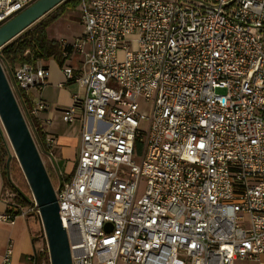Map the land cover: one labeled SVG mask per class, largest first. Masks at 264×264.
Wrapping results in <instances>:
<instances>
[{
  "label": "built area",
  "instance_id": "2783aa9c",
  "mask_svg": "<svg viewBox=\"0 0 264 264\" xmlns=\"http://www.w3.org/2000/svg\"><path fill=\"white\" fill-rule=\"evenodd\" d=\"M33 1L0 0V25ZM77 7L80 33L58 40L64 61L79 56L60 67L66 83L83 89L59 108L62 121L81 123L68 175L43 129L48 106L31 93L46 84L47 67L22 62L8 79L18 103L21 91L30 104L21 108L28 127L30 118L41 127L72 264L258 259L264 0H79ZM32 211L33 198L21 213ZM11 254L8 241L0 264H11Z\"/></svg>",
  "mask_w": 264,
  "mask_h": 264
},
{
  "label": "water",
  "instance_id": "95a60500",
  "mask_svg": "<svg viewBox=\"0 0 264 264\" xmlns=\"http://www.w3.org/2000/svg\"><path fill=\"white\" fill-rule=\"evenodd\" d=\"M62 0H35L0 25V47ZM0 124L37 206L49 264H72L49 174L0 62ZM108 230L111 224L106 225Z\"/></svg>",
  "mask_w": 264,
  "mask_h": 264
},
{
  "label": "crops",
  "instance_id": "0c3cea01",
  "mask_svg": "<svg viewBox=\"0 0 264 264\" xmlns=\"http://www.w3.org/2000/svg\"><path fill=\"white\" fill-rule=\"evenodd\" d=\"M61 22V17H59L47 27L49 37L71 40L80 33L81 30L79 33L73 34L70 37L59 35L58 26L62 24ZM78 59L79 56H75L69 61H64L63 64H74ZM42 63L47 67L46 84L39 92L32 90L31 93L32 95H39L48 106L47 111L42 113L41 117L45 118L49 116L51 117V121L43 125V129L54 135L55 165L58 170H62L68 175L72 171L71 161L77 157L80 134L76 137H71L67 133L61 132L60 125L58 124V121L61 119L59 108L71 103L73 93L78 92L83 94V89L74 82L66 83L60 66L54 60H42ZM79 124L81 130V123ZM6 192H10L11 196H7ZM13 195V191L5 185L0 172V215L8 211L10 205H13ZM32 237L30 216L20 213L15 215L12 221H6L0 218V261L6 243L11 241V264H32L29 256L33 254L34 248L36 247ZM238 264H264V252L256 260H245Z\"/></svg>",
  "mask_w": 264,
  "mask_h": 264
},
{
  "label": "trees",
  "instance_id": "16d2710c",
  "mask_svg": "<svg viewBox=\"0 0 264 264\" xmlns=\"http://www.w3.org/2000/svg\"><path fill=\"white\" fill-rule=\"evenodd\" d=\"M78 3L79 0H62L0 47V62L7 69L10 78L12 77L15 66L22 62L34 63L36 60L46 61L52 59L58 64V66H62L65 59L62 56V48L56 38L48 36L47 27L66 10L75 8ZM56 8H58V10L54 14L45 17L50 11ZM19 93L21 94V101L19 103L24 110H27L30 104L21 91ZM29 120L30 124L34 127V133L37 139L40 141L41 145H43V134L38 121L34 118H30ZM0 156V172L3 176L4 183L14 193L13 205L8 207V211L13 215H17L21 213L22 208L32 205V196L26 183L20 182V184H17L11 178V172H13L16 167V159L11 155L1 129ZM26 215L30 216L31 212H28ZM32 240L35 242L34 237H32ZM33 252V259L31 260L32 264H40L39 258L41 256L44 259L45 264H49L45 244H43L40 252L35 248Z\"/></svg>",
  "mask_w": 264,
  "mask_h": 264
},
{
  "label": "rangeland",
  "instance_id": "374dc122",
  "mask_svg": "<svg viewBox=\"0 0 264 264\" xmlns=\"http://www.w3.org/2000/svg\"><path fill=\"white\" fill-rule=\"evenodd\" d=\"M57 10H58V8L50 11L45 17H49V15L54 14ZM60 17H61V21H62L61 23L62 24H60L58 26L59 35L65 36V37H70L73 34L79 33V31L81 30V22H80V16H79V9H78L77 6L75 8H73V9L66 10ZM252 31H254V28L252 29ZM54 32H57V31H54ZM59 39H61V38H59ZM59 39H57V40H59ZM122 55H123L122 51H119L118 52V58H121ZM2 67H3L4 71H5V74H6L7 78L11 79L7 69L4 67L3 64H2ZM14 94H15V92H14ZM20 108H22V107L20 106ZM22 110H23V108H22ZM26 120H27V118H26ZM28 123H29V121H28ZM79 123H80L79 119H76L75 122H73V123H66V122H63L61 119H60V121H58V124L60 125L61 132H65L71 137H76V136H78L80 134V124ZM29 128H30V132L32 134V137H33V139L35 141V144H36V146L38 148V151L40 152V156L42 157V160H44L45 167H46V170H47V172H48V174L50 176V179H51L53 185H56L57 184L56 178L54 177V175L52 174V170L48 166V161L45 158V155L43 154V147H42L40 141L37 139V137H36V135L34 133L33 128L31 127V125H29ZM0 129H1L2 133H3V136L5 137V140L7 142V145H8L10 153L12 154L13 157H15L14 156L15 154L13 153V151L11 149V146L9 145V142L7 140V137H6L5 133H4V130H3L2 126H1V124H0ZM75 161H76V158L73 161H71V168L72 169H73L72 166L75 164ZM15 165H16L15 170L13 172H11V178L17 184H20V182L26 183L27 188L29 189L26 180H24L25 179L24 175H23V173H22V171H21V169L19 167V164H18L17 160H16V164ZM29 192H30V190H29ZM30 194H31V192H30ZM30 221L32 223V235H33V237L35 239V244H36L35 248H36V250L38 252H40L42 247H43V244H45V246H46V243H45L43 229H42V225H41V221H40L38 212H36V213H35V211L31 212ZM46 250H47V248H46ZM47 256H48V253H47ZM39 263L40 264H45V261L42 258V256L39 258ZM48 263H49V259H48Z\"/></svg>",
  "mask_w": 264,
  "mask_h": 264
}]
</instances>
